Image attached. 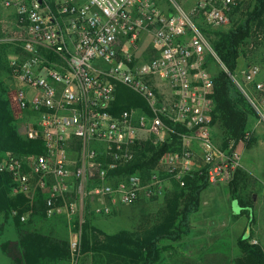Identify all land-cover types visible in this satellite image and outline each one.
Segmentation results:
<instances>
[{"label":"built area","instance_id":"obj_1","mask_svg":"<svg viewBox=\"0 0 264 264\" xmlns=\"http://www.w3.org/2000/svg\"><path fill=\"white\" fill-rule=\"evenodd\" d=\"M183 1L166 0L165 9L154 0H0L20 31L13 39L20 51L8 61L12 117L22 138L44 148L41 154H6L0 163L11 177V194L29 203L26 213L12 210L11 217L25 223L34 194L42 192L46 217L70 223L80 208L70 195L81 198L90 179L97 181L92 210L104 216L119 204L163 198L173 181L184 187L186 177L205 175L213 186L234 179L238 146L249 135L225 150L214 142V82L207 65L219 59L196 19L223 27L238 2ZM144 38L146 56L139 53ZM259 74L253 66L243 82L232 80L264 120ZM117 85L140 96L150 113L130 108L112 114ZM249 85L258 99L248 95ZM172 134L179 150L165 153L147 182L137 172L118 173L135 160L140 144L161 145ZM78 247L79 241L70 242L72 253Z\"/></svg>","mask_w":264,"mask_h":264},{"label":"trees","instance_id":"obj_2","mask_svg":"<svg viewBox=\"0 0 264 264\" xmlns=\"http://www.w3.org/2000/svg\"><path fill=\"white\" fill-rule=\"evenodd\" d=\"M237 1L240 3L230 14V19L233 20V16L239 12L240 16L228 30L211 29L199 24L223 66V69L213 75L212 93L213 139L216 143L214 128L217 127L220 131L218 146L223 150L227 149L230 143L237 144L244 139L248 134L250 117L259 119L232 77L238 69L242 48L257 30L264 28V0ZM9 46L10 44L2 41L0 33V75L8 73ZM130 108H139L145 113H150L147 103L140 96L123 85H117L110 112L117 115ZM171 127L177 132L182 131L177 126ZM254 142L255 139L249 136L246 147H251ZM179 146L176 134L170 135L169 140L161 145L142 143L137 147L135 160L121 168L118 173L129 175L137 172L142 181L147 182L159 159L165 153L178 151ZM43 151L41 141L25 140L19 135L7 99L6 84L0 77V163L9 153L27 155L41 154ZM184 181V187L173 181L163 197L162 209L155 219L133 230H121L109 235L85 220L81 226L78 260L84 264L88 258L90 264H160L163 251L172 249L171 244L180 242L190 233V217L199 211L201 194L210 186L205 175L186 177ZM250 181L239 168L234 179L228 184L230 200L237 202L242 215H248L249 210L253 208V198L245 193ZM11 184L10 175L0 170V235L2 225L11 217L12 210H18L20 213L29 210L28 200L23 195L11 194ZM33 203L34 211L30 216L46 217L45 195L38 192ZM12 220L18 235L17 240L3 242L1 249L13 264H57L71 259L70 244L66 238L24 229L29 219L25 223H21L18 218ZM252 223L253 220L249 221V224ZM164 242L170 243L163 245ZM236 245L241 256L234 264H264L263 248L259 244H251V239L244 240L239 237Z\"/></svg>","mask_w":264,"mask_h":264},{"label":"rangeland","instance_id":"obj_3","mask_svg":"<svg viewBox=\"0 0 264 264\" xmlns=\"http://www.w3.org/2000/svg\"><path fill=\"white\" fill-rule=\"evenodd\" d=\"M154 1L162 8L166 9L169 6L166 0ZM178 1L181 4H185L183 0ZM239 16L240 12L235 14L233 20L230 19L227 25L219 27V29L228 30ZM196 23L205 26L199 18L196 19ZM0 33L2 41L10 44L7 57L9 61L13 55L19 53L21 45L18 40H13L19 37L20 31L15 26L14 13L12 14L9 10H0ZM145 42L148 43L149 41ZM139 53H141L140 50ZM207 66L212 76L223 69L220 61L215 62L210 58ZM253 66L259 68L260 74L264 78V28L257 30L242 48L241 56L238 60V69L233 77L239 82H243L245 73ZM0 77L4 80L7 90L9 87L11 88L12 78L9 75V69L8 73L1 74ZM247 88L250 98L258 99L260 97L259 93L252 92V85ZM262 94L264 95V92ZM262 111H264L263 108ZM253 120L252 117L249 118L250 123ZM260 122L264 127V120L262 119ZM214 134L218 145L220 143V131L217 127L214 128ZM262 150L257 146L252 151L246 152L245 155L253 154L260 160L264 157V151L262 152ZM241 155H244L243 151ZM261 155L263 156L262 158ZM96 186L97 181L90 179L84 185L81 198L75 192L70 195V198L76 201L80 207L77 216L74 217L72 222L69 223L62 217H31L29 215V222L23 228L66 238L69 244L71 241H79L80 244L81 226L85 220H88L91 225L105 234L111 235L121 230H133L141 224H148L155 219L163 206V198L141 199L130 205L119 204L112 208V212L109 215H97L92 210L97 205L91 194V190ZM215 191L209 189L203 193L199 211L191 215L190 219L197 220L198 224H202L200 232L190 231L180 242L171 244L172 249L163 251L160 264H234V261L241 256L236 245L239 237L244 240L254 239L264 248V180L260 178L258 182H253L245 192L254 201V206L249 210L248 215H242L237 202L230 200L228 185L221 186L219 195H216ZM211 193L215 194L211 196ZM37 194L38 192L34 194V198H36ZM12 218L14 217L8 218L2 225L0 264H13L11 259L1 249L3 242L17 240L18 235ZM251 220H253V223L249 224ZM77 222L78 224H76ZM169 243L164 242L163 245H168ZM77 251L74 253L71 251V259L68 262L57 264H84L79 261L80 256L78 257ZM86 264H90L89 258L86 259Z\"/></svg>","mask_w":264,"mask_h":264},{"label":"crops","instance_id":"obj_4","mask_svg":"<svg viewBox=\"0 0 264 264\" xmlns=\"http://www.w3.org/2000/svg\"><path fill=\"white\" fill-rule=\"evenodd\" d=\"M0 10L3 11L5 9L2 8V6H0ZM12 14L13 11L9 10ZM145 38L142 40L141 45H140V52L142 54L146 53L145 51H147L148 49L146 48V42L144 43ZM146 45V46H145ZM146 48V49H145ZM264 78L262 77V75L260 74L259 77L257 78V81L261 82L264 85ZM253 93H255V91L253 89H251ZM254 119V118H253ZM261 120L259 119H254L251 123L249 122L248 119V125H247V131H248V135L250 137H253L255 139L254 144L247 148L246 147V143H243L242 145L238 146V149L240 150V152L244 153V155H241V164H240V169L246 174V177L248 179H251L250 183L248 184V188L249 186L257 181L258 179H263L264 180V157L261 155L260 160L257 159L256 155H245L246 152L252 151V149L254 147L259 146L262 150V152L264 151V127L262 125V123L260 122ZM221 186L224 185H217V186H209L205 191L202 192L201 196L203 195V193H205L207 190L209 189H213L216 193V195H219V190L221 188ZM214 193V194H215ZM213 193H211L210 195L213 196ZM215 195V196H216ZM202 201V200H201ZM201 206V204H200ZM254 206V205H253ZM191 218V217H190ZM197 220H192L190 219V231H194V232H200V228L202 227V224H198ZM197 223V224H196Z\"/></svg>","mask_w":264,"mask_h":264}]
</instances>
